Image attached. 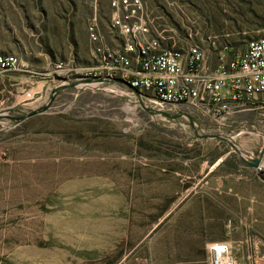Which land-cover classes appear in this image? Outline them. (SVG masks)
Wrapping results in <instances>:
<instances>
[{
  "label": "rangeland",
  "instance_id": "obj_1",
  "mask_svg": "<svg viewBox=\"0 0 264 264\" xmlns=\"http://www.w3.org/2000/svg\"><path fill=\"white\" fill-rule=\"evenodd\" d=\"M141 1L168 37L161 50L216 37L238 52L264 37V0ZM94 14L117 48L109 0L96 10L87 0H0V54L19 61L0 75V113L18 117L54 97L42 113L0 118V264H209L216 241L238 264L258 260L264 153L261 169L241 157L264 146V108L221 125L199 120L198 135L234 140L146 112L98 66Z\"/></svg>",
  "mask_w": 264,
  "mask_h": 264
},
{
  "label": "built area",
  "instance_id": "obj_2",
  "mask_svg": "<svg viewBox=\"0 0 264 264\" xmlns=\"http://www.w3.org/2000/svg\"><path fill=\"white\" fill-rule=\"evenodd\" d=\"M87 1L96 10L98 0ZM109 8L110 30L121 39L117 48L107 45L94 14L87 25L93 52L105 63L107 76L140 91L147 106L168 113L182 111L197 121L220 125L231 115L264 108V37L248 40L238 52L225 43L218 46L216 37H207L206 45L202 41L184 51L165 48L153 53V46L168 37L145 19L142 1L109 0ZM108 52H115L116 60L107 61ZM18 67L14 54H0V75ZM208 260L238 264L227 241L210 243ZM249 264H264V251Z\"/></svg>",
  "mask_w": 264,
  "mask_h": 264
},
{
  "label": "water",
  "instance_id": "obj_3",
  "mask_svg": "<svg viewBox=\"0 0 264 264\" xmlns=\"http://www.w3.org/2000/svg\"><path fill=\"white\" fill-rule=\"evenodd\" d=\"M111 80H113L114 82H119L123 85H126L129 88V90L137 97V100H138L137 102L141 106V108L150 114H160V115H163V116H165L167 118H171V119L185 117L186 119H188L189 125L194 129L195 134L201 138H215V139L234 140V137H230V136H226V135H219V134H207L206 133V134L198 135V127L200 124H199V121H197L194 117H192V116H190L187 113L182 112V111H179L177 113H168V112L162 111L160 109H154L152 107H149L144 103L143 97L145 95L140 93V91H138L135 88L130 87L127 83H125V81H123L120 78L115 77V78H111ZM53 98L54 97L52 95L50 101L47 104L42 105L36 109H32L24 115L14 117V116H10L7 113H0V118L1 117H10V118L15 119V120H23V119L28 118L32 115L37 114V113H42L49 107ZM14 110L15 109H13V108H9V111H14ZM251 132H256V130H252ZM233 146H234V148H236V146L234 144H233ZM263 153H264V146L262 147V149H261V151L257 157H250L249 159H245V158L241 157V160H243L245 163H247L250 166L261 169V162L263 159Z\"/></svg>",
  "mask_w": 264,
  "mask_h": 264
},
{
  "label": "bare ground",
  "instance_id": "obj_4",
  "mask_svg": "<svg viewBox=\"0 0 264 264\" xmlns=\"http://www.w3.org/2000/svg\"><path fill=\"white\" fill-rule=\"evenodd\" d=\"M163 50H161V45H155L153 46V53H162ZM116 60V53L115 52H108L107 53V61H114ZM100 66L103 71L105 70V63L100 62V64L98 65ZM29 98L31 97V95L28 96Z\"/></svg>",
  "mask_w": 264,
  "mask_h": 264
},
{
  "label": "crops",
  "instance_id": "obj_5",
  "mask_svg": "<svg viewBox=\"0 0 264 264\" xmlns=\"http://www.w3.org/2000/svg\"><path fill=\"white\" fill-rule=\"evenodd\" d=\"M256 110H259V109H255V110H248V111H243V112H240V113H237L238 115H243V114H247V113H250V112H254ZM235 114V115H237Z\"/></svg>",
  "mask_w": 264,
  "mask_h": 264
},
{
  "label": "trees",
  "instance_id": "obj_6",
  "mask_svg": "<svg viewBox=\"0 0 264 264\" xmlns=\"http://www.w3.org/2000/svg\"><path fill=\"white\" fill-rule=\"evenodd\" d=\"M226 44V42H224ZM229 46V45H228ZM230 47V46H229Z\"/></svg>",
  "mask_w": 264,
  "mask_h": 264
}]
</instances>
